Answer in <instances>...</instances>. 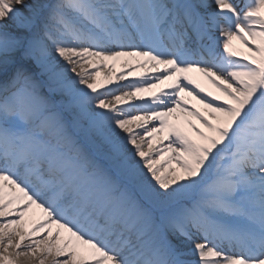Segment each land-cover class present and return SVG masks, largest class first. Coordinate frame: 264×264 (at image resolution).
Returning a JSON list of instances; mask_svg holds the SVG:
<instances>
[{"label":"snow or ice","instance_id":"snow-or-ice-1","mask_svg":"<svg viewBox=\"0 0 264 264\" xmlns=\"http://www.w3.org/2000/svg\"><path fill=\"white\" fill-rule=\"evenodd\" d=\"M12 249L264 264V0H0V264Z\"/></svg>","mask_w":264,"mask_h":264},{"label":"bare ground","instance_id":"bare-ground-1","mask_svg":"<svg viewBox=\"0 0 264 264\" xmlns=\"http://www.w3.org/2000/svg\"><path fill=\"white\" fill-rule=\"evenodd\" d=\"M240 45H243L241 44L240 41H237ZM108 70L107 69H102V72H107ZM121 71H126V69H123L121 67V65L119 63H117V66L116 68L113 70L114 73L118 74L119 72ZM144 70H141V71H136V72H132V74L129 76V79H137L139 78L142 73H143ZM189 75H191L193 77V79H195L198 83H200L204 88H206L208 91H211L213 92L214 94L216 95H222L219 90L214 86L212 85L211 83H209L207 81V78L203 76V74L201 73H198V72H193V73H189ZM154 91H158L157 90H154ZM152 93H145L144 95L146 97H149L151 96ZM187 99L191 100V102L197 107L199 108L201 111L205 112V114H207V110L204 109L203 105L199 104L198 101L192 99L191 97H186ZM165 143H167V141H165ZM25 243H28L27 241ZM10 253L12 254V257L13 259H16L17 260V264H39V260L42 258L41 256H37L36 258H30V259H24V258H17L15 256V249H12V250H9Z\"/></svg>","mask_w":264,"mask_h":264},{"label":"rangeland","instance_id":"rangeland-1","mask_svg":"<svg viewBox=\"0 0 264 264\" xmlns=\"http://www.w3.org/2000/svg\"><path fill=\"white\" fill-rule=\"evenodd\" d=\"M234 47H235V50L238 51V53L242 55L246 54L247 50L243 49L242 45H240L237 41H234Z\"/></svg>","mask_w":264,"mask_h":264}]
</instances>
